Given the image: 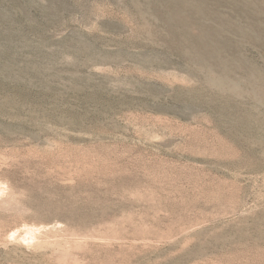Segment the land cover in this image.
Segmentation results:
<instances>
[{
    "label": "rangeland",
    "instance_id": "374dc122",
    "mask_svg": "<svg viewBox=\"0 0 264 264\" xmlns=\"http://www.w3.org/2000/svg\"><path fill=\"white\" fill-rule=\"evenodd\" d=\"M0 264H264V0H0Z\"/></svg>",
    "mask_w": 264,
    "mask_h": 264
}]
</instances>
